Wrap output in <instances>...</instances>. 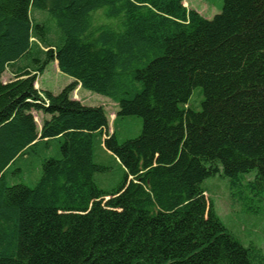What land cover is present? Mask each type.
<instances>
[{
	"label": "trees",
	"instance_id": "1",
	"mask_svg": "<svg viewBox=\"0 0 264 264\" xmlns=\"http://www.w3.org/2000/svg\"><path fill=\"white\" fill-rule=\"evenodd\" d=\"M54 62L58 94L34 85ZM77 86L117 104L111 127ZM217 175L264 199V0L210 20L183 0H0V264H264L196 215Z\"/></svg>",
	"mask_w": 264,
	"mask_h": 264
},
{
	"label": "rangeland",
	"instance_id": "2",
	"mask_svg": "<svg viewBox=\"0 0 264 264\" xmlns=\"http://www.w3.org/2000/svg\"><path fill=\"white\" fill-rule=\"evenodd\" d=\"M224 0H183V5L188 10L197 11L203 18L210 20L213 16L220 13ZM11 76L8 72L2 76L3 82L10 81ZM72 78L61 73L56 62L50 63L44 72L39 75L35 82V88L58 94L64 87L72 83ZM198 90H195L197 92ZM71 98L82 102L86 106L103 107L105 115L111 127L112 120L116 111L117 104L110 99L87 91L77 86L71 93ZM192 95V99H193ZM35 121L39 126L42 120V114L34 113ZM111 130V128H110ZM142 130V121L133 119L125 124L121 131L119 142L128 138L137 137ZM106 157V156H104ZM96 162L102 163V157L95 158ZM106 162L110 166V181L101 182L99 187L110 189L117 186L123 180L124 174L122 168L117 165L111 157H106ZM255 172L252 171L246 176V179L252 180ZM206 193L202 195L196 203V215L203 219L212 218L221 222L244 246H252L259 250L264 256V199L258 196L252 197L248 192L233 198L230 196L229 186L226 179L220 175L207 178L203 182ZM97 200L105 210H112L108 205L112 202L111 198H102L96 196ZM114 210L122 212V209L116 207ZM213 213V214H212Z\"/></svg>",
	"mask_w": 264,
	"mask_h": 264
},
{
	"label": "crops",
	"instance_id": "3",
	"mask_svg": "<svg viewBox=\"0 0 264 264\" xmlns=\"http://www.w3.org/2000/svg\"><path fill=\"white\" fill-rule=\"evenodd\" d=\"M44 118L46 119L47 116L44 117V116L42 115V120H43ZM34 119H35V116H34ZM42 120H41V122H42ZM40 126H41V124H40L38 127H40ZM109 127H110V126H109Z\"/></svg>",
	"mask_w": 264,
	"mask_h": 264
}]
</instances>
